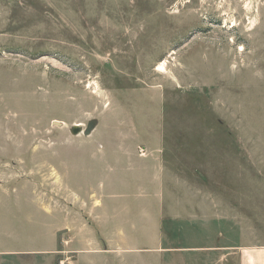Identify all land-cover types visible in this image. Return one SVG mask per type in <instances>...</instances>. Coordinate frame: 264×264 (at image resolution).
<instances>
[{
    "label": "rangeland",
    "instance_id": "obj_1",
    "mask_svg": "<svg viewBox=\"0 0 264 264\" xmlns=\"http://www.w3.org/2000/svg\"><path fill=\"white\" fill-rule=\"evenodd\" d=\"M248 263L264 0H0V264Z\"/></svg>",
    "mask_w": 264,
    "mask_h": 264
},
{
    "label": "water",
    "instance_id": "obj_2",
    "mask_svg": "<svg viewBox=\"0 0 264 264\" xmlns=\"http://www.w3.org/2000/svg\"><path fill=\"white\" fill-rule=\"evenodd\" d=\"M93 126V123H88L87 125H86V128H85V130H84V133L85 134H87V133H89V131H90V129H91V127ZM73 132L74 133H77V131H78V128L77 127H73Z\"/></svg>",
    "mask_w": 264,
    "mask_h": 264
},
{
    "label": "bare ground",
    "instance_id": "obj_3",
    "mask_svg": "<svg viewBox=\"0 0 264 264\" xmlns=\"http://www.w3.org/2000/svg\"><path fill=\"white\" fill-rule=\"evenodd\" d=\"M246 6H248V5H246ZM167 62H168L167 59L162 60V61L158 64L157 69H159V70L164 69V68H165V65H166Z\"/></svg>",
    "mask_w": 264,
    "mask_h": 264
},
{
    "label": "crops",
    "instance_id": "obj_4",
    "mask_svg": "<svg viewBox=\"0 0 264 264\" xmlns=\"http://www.w3.org/2000/svg\"><path fill=\"white\" fill-rule=\"evenodd\" d=\"M249 264V263H248Z\"/></svg>",
    "mask_w": 264,
    "mask_h": 264
}]
</instances>
